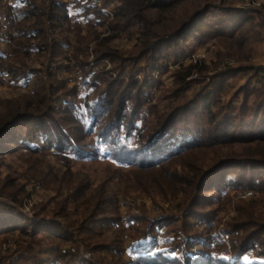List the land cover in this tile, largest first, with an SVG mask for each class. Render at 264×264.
I'll return each instance as SVG.
<instances>
[{
    "label": "rangeland",
    "instance_id": "obj_1",
    "mask_svg": "<svg viewBox=\"0 0 264 264\" xmlns=\"http://www.w3.org/2000/svg\"><path fill=\"white\" fill-rule=\"evenodd\" d=\"M34 1L37 5L44 2L51 5V1L64 3L72 6L73 11L71 8L68 21L64 26L60 25L61 28L53 35L59 38L58 41H63V46L51 47L48 53H39L34 48L25 61L26 65H21L16 60L19 40L13 39L16 26L13 25L12 16L17 13L16 8L23 11L25 2L0 0V119L7 118L15 103L29 101L27 110L26 105L23 106V110L29 113L37 112L40 107L47 108L43 113L46 121L43 118L17 124L11 133L18 134V144L12 143L9 134L1 145L5 148L0 153V248L5 244L6 249L0 250V264H130L144 251L145 255L169 251L177 255V261H181L178 255L183 248H177L183 243V235L177 228L181 224L176 220L177 224L154 225L152 229L150 224L154 221L163 224L170 221L163 222L161 219L164 216L168 219L183 210L189 197L194 195L192 185L195 184V173L206 172L205 189L199 196L198 205L188 219V224L194 230L206 234V240L203 241H211L212 251L221 247L214 246V238L219 236L225 243L222 245L224 253L232 262H238L235 253L239 250L232 242L237 244L243 233L237 228L232 230L231 225L237 223L239 217H248V214L243 216L245 212H253L256 217L264 216V166L258 165L262 158L261 151L247 150L241 143L200 147L190 150L184 157L166 166L142 170L139 167L124 166L128 162L132 163L130 159L115 160L114 156L104 153H101L104 159L89 157L71 161L66 158L65 152L58 151L54 145L49 147L46 141L51 132L60 128L63 132L76 133L78 126L71 124L72 119H77V122L82 120L81 112L86 107L87 98L95 97L92 93L94 89L83 84L84 76L78 66L85 61H90L92 65L90 73L86 74L89 76V84L103 85L106 79H119L125 83L128 80L134 81L138 84L137 89L153 98L152 105L164 106L174 100V97H169L175 95L178 89L183 90L185 101H189L199 91L209 92L220 86L218 76L222 71L245 68L227 81L220 101L214 108L215 113H218L217 107H226L229 102L232 103L233 106L225 112L229 119L239 110L243 101L244 96L240 90L244 87L259 88L264 84V52H259L264 46V0L214 1L215 6L224 5L225 8L242 10L243 13L230 16L237 23L241 21V16L255 18V11L263 14V26L257 28L262 39L252 45L248 57L236 44L221 42L213 34H204L198 39L177 37L174 43L168 42L162 48L159 58L162 60L156 63L154 60L149 62L147 57H140L137 48L140 35L136 27L130 28L122 23L118 29L113 28L115 13L122 5L119 0H100V6L98 3L93 4L92 0ZM82 4L94 6L101 14H93L91 19L79 18L77 6ZM225 18V11L212 10L202 20L208 26L200 22L199 25L202 31L214 29L212 25L219 29L229 28L232 23H225ZM52 21L49 18V33H52L56 25ZM57 24L59 27L60 23ZM197 36H201L200 32ZM105 54L109 57L103 58ZM10 64L34 72L17 78L7 72ZM187 67L192 68V76L187 79L186 86L177 85L179 76ZM147 110L146 107L142 112ZM182 118V129H196L192 116ZM208 120L204 118L200 124L203 128L208 127L206 132L212 126ZM39 121L43 129L35 132L33 127ZM142 123L144 121L136 124L141 126ZM93 140L95 138L86 137L78 142L87 145ZM29 148L38 151L31 153ZM225 162L227 164L220 166ZM224 175L242 187H247L250 181L257 178L261 190L255 192L248 188H229L219 193L218 188ZM78 180H85L84 185H87L81 195L79 190L76 191L78 188L68 186L70 182L76 183ZM15 194L18 196L16 200L13 199ZM86 199L90 200V204L85 208L83 203ZM106 199L112 202H106ZM94 204L95 211L103 204V218L90 226L85 238L77 233V228L93 210L91 208ZM204 218L214 225L212 231H208L206 224H196V219ZM35 222L46 225L38 227L33 224ZM8 223L16 225L9 232L3 230L9 227ZM66 229L73 235V242H77L73 247L59 238L66 235ZM49 230L57 231L61 236L55 238ZM34 233H38L35 238L31 237ZM65 243L73 250L71 256H68L69 253H61L59 256L50 254V244ZM200 243L194 251L201 249ZM252 246L239 261L264 264L262 241L257 240Z\"/></svg>",
    "mask_w": 264,
    "mask_h": 264
},
{
    "label": "trees",
    "instance_id": "obj_2",
    "mask_svg": "<svg viewBox=\"0 0 264 264\" xmlns=\"http://www.w3.org/2000/svg\"><path fill=\"white\" fill-rule=\"evenodd\" d=\"M25 2V8L15 9L13 13V25L16 26L13 33V39H18L19 50L16 51V60L20 64H25L26 59L30 56V52L36 48L40 52H49L51 47L63 46V41H58L59 38L54 37L55 32L60 25L64 26L68 19L69 13L64 3L51 1V5H47L45 2L42 5H37L34 0H23ZM122 5L115 13L113 22V28L118 29L122 23L128 25V27H136L140 35V45L137 47L141 53L140 57H147L149 62L153 60L159 62L162 59L160 54L165 44L175 42L177 37L180 38H201L204 34H213L214 37L221 39V42L228 44H236L239 50L243 49L248 57L249 50H252V45L255 42H259L262 39L261 33L257 28L263 26L261 19L263 14L261 11H255L254 17H240V22H235V19H230V16L238 13H243L242 10L225 8L223 6H215V0H158L156 2H149L146 0H119ZM79 18L90 17L93 18L96 15H100V10L91 5H78ZM177 8H181L180 10ZM212 10L225 11L226 18L223 19L225 23H232L229 28L219 29L218 27L211 28L209 31H202L201 25H207L202 20L206 19ZM13 12V10H12ZM169 14V15H166ZM221 15L223 13H215ZM248 15L249 12H244ZM253 14V13H252ZM81 16V17H80ZM228 16V18H227ZM49 18L56 25L52 33H49ZM258 20V21H257ZM57 22H59V27ZM201 25H199L200 23ZM234 22V23H233ZM234 24V25H233ZM208 26V25H207ZM202 32H201V31ZM51 32V31H50ZM200 32L201 36H197ZM205 32V33H203ZM32 40L34 43H32ZM55 43V44H54ZM54 44V45H52ZM228 47V46H227ZM251 48V49H250ZM108 58L109 55L105 54ZM26 65V64H25ZM83 74L84 85H88L90 89H94L92 93L95 97L87 98L85 109L81 112L82 120L73 118L71 124H76L77 132H63L60 128L58 131L51 132L49 134L48 142L49 147L55 146L58 151L65 152L66 158L71 161L73 159L81 158H103V155L114 156L113 159L119 160V158H127L132 160V163H124V166L139 167L142 170H154L156 166H166V164L174 162L176 159L184 157V154L193 149L200 147H220V146H232L237 143H241L247 150L261 151L262 157L259 161V166H264V84L259 88H242L240 93H243V101L239 107V110L229 118L233 121H229L225 113L229 107H232V103H228L226 107H217L218 113H215L216 106L220 101V96L225 90L227 81L245 70L240 68L238 71L232 69H226L219 74L220 86L215 87L212 91L204 92L199 91L195 97L189 101H185L184 95H182L181 89L175 92L174 100L169 105H152V99L142 93L141 89H137V83L134 81H121L119 79H106L103 85L98 83L89 84L86 76L91 70L90 61L80 62L78 64ZM8 73L11 76L17 78H23L27 73H33V70L27 68L21 69L14 64H10ZM248 68V67H247ZM192 68L187 67L183 74L179 76L177 85L186 86L187 79L192 76ZM255 70V69H254ZM100 76V75H99ZM45 96V95H44ZM45 98H47L45 96ZM31 103L33 101H30ZM26 105V110L29 108V101L23 103H15L12 111L7 114L6 119H0V146L3 145L4 139L11 134L13 144H18V134L11 133L18 125L33 121L42 120L47 108L40 107L37 112L29 113L23 110V106ZM231 105V106H230ZM147 107V112L142 110ZM142 112V113H141ZM186 115L192 116V120H195L196 129L184 130L182 129L184 119ZM226 115V116H225ZM210 120L212 126L206 132L207 126L203 128L201 124L202 120ZM208 120V121H209ZM46 121V118H45ZM75 121V122H74ZM143 122L141 126L136 124L137 122ZM49 122H54L49 120ZM238 122V123H235ZM41 122L36 123V127H33L35 132H40ZM39 126V127H38ZM203 130L205 132H203ZM26 134V133H25ZM29 135V134H27ZM86 137H93L95 140L87 145H81L78 141L80 139H86ZM211 142V143H208ZM96 144V146H95ZM210 147V148H212ZM5 147H0L1 149ZM11 150V149H10ZM31 153L33 149L29 148ZM101 153H104L101 155ZM174 160V161H173ZM120 162V161H119ZM227 162L221 164L224 166ZM232 165V163L230 164ZM218 169V167H217ZM215 169L214 171H216ZM212 171V172H214ZM72 174V173H70ZM206 173H195V184L192 185L194 189V195L189 197L187 205L184 209L179 210L177 215L169 217H163L164 223L161 221H154L150 225L152 226H170L173 224L178 225L179 232L183 235V243H180L177 248H183L182 253L179 254L181 261H177V255L171 254L169 251H162L155 253L154 255L147 254L145 252L139 253L136 257V263L130 264H247L239 261L240 257L247 252V250L258 241H262L264 246V216L256 217L255 213L249 212L248 217L237 218V223L231 225V229L237 228L241 230L243 236L237 242H232L238 252L235 253V258L238 262H232L226 255L224 247V241L219 236H215V245L221 246L217 251H212L211 241L206 240L204 236L206 234L200 233L194 228H191L188 224V219L194 214L199 201V196L204 190L205 180L207 179ZM170 178V177H169ZM228 176L224 175L218 192L222 193L229 188H248L255 192L260 191L259 183L250 181L247 187L238 185L236 181H230ZM260 178V177H258ZM86 180V178H85ZM85 180H78L76 183H69L68 186L72 189L79 190L80 195L83 189L87 187L84 185ZM171 180V179H170ZM259 180V179H258ZM260 181V180H259ZM16 194L13 199L16 200ZM18 197V196H17ZM83 196L82 198H84ZM87 200V201H86ZM84 201V207L90 204V200ZM220 202V200H218ZM106 202L111 203L112 200L106 199ZM61 204H64L63 202ZM95 211L96 204L91 208L93 209L84 219L80 222L77 233H81V236L87 237L85 233L90 229V226L97 220H102V206ZM65 208V207H64ZM104 212V211H103ZM99 220V221H100ZM176 220L178 221L176 223ZM246 220V221H244ZM156 222V223H155ZM196 224H206L209 228L208 231H212L213 224H210L206 219H196ZM7 224V221H4ZM10 224V223H8ZM36 226H43L40 222L33 223ZM161 224V225H160ZM13 225V224H12ZM46 225V224H45ZM53 225V223H49ZM14 226L3 229L10 231ZM59 227V225L57 224ZM46 230V229H45ZM50 234L55 235V238L61 236L60 233L54 230H49ZM66 235L59 237L60 239L70 244L71 247L75 246L76 241L73 242V235L70 230H64ZM43 234V233H39ZM38 235V233L36 234ZM35 233L31 234V237H36ZM57 236V237H56ZM149 239V238H148ZM201 245V249L194 251L198 242ZM66 244V243H65ZM66 245H54L50 244L51 252L55 256L64 253L68 256L72 255V249ZM58 246V247H57ZM47 247V246H46ZM212 247V248H211ZM253 247V246H252ZM45 248V246L43 247ZM175 248V247H174ZM209 249V250H208ZM184 250L186 252H184ZM189 251V252H187ZM194 252V253H193ZM222 252V253H220ZM264 255V251L262 252ZM89 263L85 258L83 259ZM39 264V263H38ZM66 264H71L67 262ZM91 264V263H89Z\"/></svg>",
    "mask_w": 264,
    "mask_h": 264
},
{
    "label": "built area",
    "instance_id": "obj_3",
    "mask_svg": "<svg viewBox=\"0 0 264 264\" xmlns=\"http://www.w3.org/2000/svg\"><path fill=\"white\" fill-rule=\"evenodd\" d=\"M92 2L95 4V3H98V5L100 6V4H101V2H100V0L98 1V0H92ZM6 249V245L4 244L1 248H0V250H5Z\"/></svg>",
    "mask_w": 264,
    "mask_h": 264
},
{
    "label": "crops",
    "instance_id": "obj_4",
    "mask_svg": "<svg viewBox=\"0 0 264 264\" xmlns=\"http://www.w3.org/2000/svg\"><path fill=\"white\" fill-rule=\"evenodd\" d=\"M68 4H69V3H68ZM93 4H94V3H93ZM66 7H67V9H68V12L71 11V8H72V11H73V7H72V6L67 5ZM263 35H264V33H263ZM260 48H261V47H260ZM259 52H260V53H263V52H264V46H263L262 50H260Z\"/></svg>",
    "mask_w": 264,
    "mask_h": 264
}]
</instances>
